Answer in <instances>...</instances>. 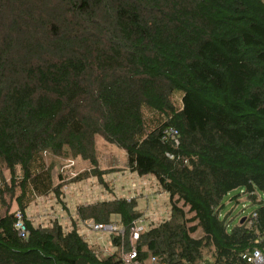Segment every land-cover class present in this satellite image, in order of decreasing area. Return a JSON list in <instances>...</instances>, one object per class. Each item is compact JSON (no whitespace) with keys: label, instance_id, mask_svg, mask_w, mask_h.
Segmentation results:
<instances>
[{"label":"trees","instance_id":"trees-1","mask_svg":"<svg viewBox=\"0 0 264 264\" xmlns=\"http://www.w3.org/2000/svg\"><path fill=\"white\" fill-rule=\"evenodd\" d=\"M170 128L180 145L164 140ZM97 137L169 197V218L136 245L141 264L264 253V0H0V264H121L80 223L118 218L112 243L129 250L134 200L82 206L69 231L27 216L36 198H61L47 154L88 161L76 182L106 185ZM238 190L253 212L230 228L224 199Z\"/></svg>","mask_w":264,"mask_h":264},{"label":"rangeland","instance_id":"rangeland-1","mask_svg":"<svg viewBox=\"0 0 264 264\" xmlns=\"http://www.w3.org/2000/svg\"><path fill=\"white\" fill-rule=\"evenodd\" d=\"M95 149L99 169L107 172L104 177L106 185L100 184L96 178L76 182L79 175L91 169L88 161L72 157H54L48 154L44 156L46 164L54 167V179L56 186H61V198L51 194L48 197H38L29 204L27 216L36 227L46 228L53 222L59 221L64 229L69 231L78 221L80 207L119 199L134 200L137 203V209L144 218L147 229L159 225L169 218V197L161 191L155 178H140L133 175L127 168L126 153L118 147L108 144L102 137L96 138ZM0 172H3L9 179V174L1 162ZM61 174L64 180H59ZM240 193L242 191H235L224 199L225 207L222 210V218H229L230 228L239 223L241 219L248 218L253 212V207L250 206L247 196H241L238 204L232 201V198ZM244 205H246V210ZM18 211L17 204L14 203L12 212ZM112 221V223L121 226L118 218H113ZM87 236L84 238L94 246L100 255L109 256L115 252L119 254L120 248L112 247L114 245L109 233L94 232L91 238H87Z\"/></svg>","mask_w":264,"mask_h":264},{"label":"built area","instance_id":"built-area-1","mask_svg":"<svg viewBox=\"0 0 264 264\" xmlns=\"http://www.w3.org/2000/svg\"><path fill=\"white\" fill-rule=\"evenodd\" d=\"M169 138L171 141L174 142L176 146L180 145V136L177 130L170 128L164 132V140ZM169 156V155H168ZM173 158L172 156H169ZM246 210V205H244ZM18 223H17V230L20 233V236L26 237L27 230L23 222V216L21 212L15 213ZM253 218H256V214L253 215ZM58 220V219H57ZM82 226L85 227L87 230L95 233H109L111 237H121L125 236V231L119 226L117 223L111 224H97L94 221H86L82 223ZM147 230L146 222L144 218H140L138 221L134 223V226L130 230L129 233V245L130 249H126L124 245H122L120 252L118 254V258L121 264H141L138 261V252L136 249V245L140 240V237L144 231ZM112 240V238H111ZM114 248V246H113ZM117 253V252H115ZM250 264H264V253L261 251H255L248 256H245ZM147 264H170L168 263L163 257H151Z\"/></svg>","mask_w":264,"mask_h":264},{"label":"crops","instance_id":"crops-1","mask_svg":"<svg viewBox=\"0 0 264 264\" xmlns=\"http://www.w3.org/2000/svg\"><path fill=\"white\" fill-rule=\"evenodd\" d=\"M133 175H136V174H133ZM80 233L82 234V235H84V237L86 236V235H88L87 236V238H91L93 235H94V233H92L91 231H88L85 227H83L82 226V224L80 223ZM72 229V228H71ZM88 241V240H87ZM90 243V242H89ZM113 247V246H112Z\"/></svg>","mask_w":264,"mask_h":264},{"label":"water","instance_id":"water-1","mask_svg":"<svg viewBox=\"0 0 264 264\" xmlns=\"http://www.w3.org/2000/svg\"><path fill=\"white\" fill-rule=\"evenodd\" d=\"M244 222V220L242 221V223Z\"/></svg>","mask_w":264,"mask_h":264}]
</instances>
